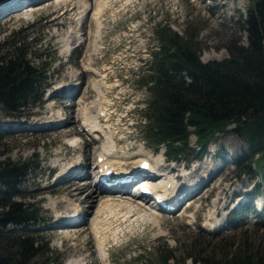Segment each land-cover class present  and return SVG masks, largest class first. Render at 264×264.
<instances>
[{
    "label": "rangeland",
    "instance_id": "1",
    "mask_svg": "<svg viewBox=\"0 0 264 264\" xmlns=\"http://www.w3.org/2000/svg\"><path fill=\"white\" fill-rule=\"evenodd\" d=\"M252 1L38 0L32 14H20L17 20H8V15L0 17V54L10 51L9 47L20 40L22 50L29 51L28 58L40 68L38 87L25 106L16 111L0 106V163L30 165L28 174L16 186L15 200L27 202L37 211L38 224L24 233L39 240L43 247L47 245L50 264H146L160 253L171 254L179 261L184 258L182 264H193L191 257L199 260L197 264L211 260L226 262L231 258L264 264V203L258 207L256 200L262 197L263 193L257 194L256 189L258 185L264 188V177L255 173V164L251 170H244L233 163L234 157L246 148L234 131L235 125L215 134L200 156L183 153L174 160L166 159L165 146L155 147L146 129H142L144 109L151 99L144 83L152 76L154 52L159 49L158 29L183 38L194 37L203 62L222 60L229 56L227 48L232 44L245 42L242 19ZM71 35L81 39L73 45ZM69 81L71 88H76L73 97L59 90ZM100 112L107 116L98 128L97 143L88 142L95 134L72 137V131L82 129L83 120L97 117ZM63 117L72 118L66 129H60L62 125L57 123ZM22 120L33 123L18 126ZM35 123L40 129L33 131L31 125ZM45 124L50 127H44ZM108 134L113 135L117 144L111 151L113 156L125 161L119 165L123 172L139 156H149L156 164L169 160L171 177L182 174L183 165L188 169L194 167L191 171L187 169L189 174H182L184 179H191L185 187L203 177L205 181L170 212L150 208L156 202L151 190L141 211L132 209L125 214V208L115 207V211L98 213L102 201L129 202L131 196H103L104 192L97 188L93 204L85 203L80 209L83 213L88 210V215L79 229L56 225L61 212L66 217L77 212H73L66 195L69 188L55 183L61 171H52L53 165L74 170L81 167L79 162L86 163L80 171L84 170L87 176L73 179V183L91 181L94 185L96 156L107 145L104 138ZM71 137L77 141L76 147L71 145ZM194 142L191 135V147ZM165 169L153 179L164 180ZM136 190L137 186L131 188V192ZM244 205L248 214L236 219V210ZM153 213L160 219L156 224L146 216ZM100 218L105 226L103 248L92 233L94 221ZM72 234L75 239L69 238ZM45 261L40 257L37 263Z\"/></svg>",
    "mask_w": 264,
    "mask_h": 264
},
{
    "label": "trees",
    "instance_id": "2",
    "mask_svg": "<svg viewBox=\"0 0 264 264\" xmlns=\"http://www.w3.org/2000/svg\"><path fill=\"white\" fill-rule=\"evenodd\" d=\"M242 24L245 42L227 48V58L207 62L200 59L194 37L158 29L159 49L154 52L152 76L144 83L151 99L144 109L142 129L155 147L165 146L167 159L174 160L183 153L200 156L215 134L234 124L246 148L233 163L244 170L255 164V173L264 177V0L252 1ZM22 45L15 41L10 51L0 54V106L13 111L25 106L39 84L40 68ZM191 135L195 137L193 147ZM29 166L27 162L0 163V264H38L40 257L45 258L44 264L52 263L47 245L43 247L24 233L38 224L37 211L29 203L15 200L16 186L28 174ZM262 189L258 185L256 193L264 196ZM235 213L236 219L248 214L247 206ZM156 257L146 264L185 261L171 254ZM191 259L193 264L199 261ZM202 264L260 263L231 258Z\"/></svg>",
    "mask_w": 264,
    "mask_h": 264
},
{
    "label": "bare ground",
    "instance_id": "3",
    "mask_svg": "<svg viewBox=\"0 0 264 264\" xmlns=\"http://www.w3.org/2000/svg\"><path fill=\"white\" fill-rule=\"evenodd\" d=\"M37 1L38 0H0V17L8 15L9 16L8 20L9 19L17 20L18 15H20V14H24L26 12L27 13L29 12L30 14H32L33 13L32 8L34 6V3H36ZM7 8H8V10H7ZM10 13H12V14L14 13V15L10 16ZM98 13H96L95 16L98 15ZM2 18H4V17H2ZM20 19H23V18H20ZM69 39H71V42L74 45V43L76 41H79L81 38H79V37L76 38V37L72 36ZM77 48L78 49L80 48L79 43L77 44ZM71 85H72V82H70V81H69V83L67 82L66 84H64L59 89L60 92L64 93L65 95L69 94L70 97H73L76 88L74 86V88H73L74 90H73L71 88ZM67 87H69V88H67ZM66 90H68V91L66 92ZM63 98H65V97H63ZM60 101L63 102L65 100L62 99ZM63 103H65V102H63ZM74 105L75 104L72 103V105L70 107L73 108ZM101 108H100V110H101ZM103 109H105V108H103ZM103 109H102V111H103ZM106 116L107 115L105 114V112L98 113L97 117L93 116L91 118H86V116H85L86 119L83 120L82 124H81L82 129L77 130L76 132L72 131L73 136L72 135L71 136L76 137V136H81L83 134H87V135L90 134V136H91L92 134H95L94 137H90V140H88V142L93 141L94 143H97L98 142L97 134H99L98 128L101 127V122H103V118L106 119ZM71 117H67L65 119L63 117L58 122L56 121L57 123H60V125H62V127H60V129L67 127L69 120L72 119ZM28 123H33V122H25V120L24 121L22 120L18 124V126L19 125H26ZM18 126H16V124H14L13 127H15V130H17ZM31 126L33 127V128H31V130H33V131L40 129L39 127H37L38 126L37 123H35ZM44 127H50V125L45 124ZM26 129L27 128H25V131H28ZM43 129H48V128H43ZM64 134L70 135L68 133H64ZM112 136L113 135H111V134L106 135V137L104 139L107 140L105 143L107 145H105L102 148L100 147L101 149L99 151V154L96 156L95 166L93 167L95 170H97V173H95V175H97V174L103 175L106 172H110V180H108V181H116L118 179L120 180L123 178H129L130 177L131 182L123 183V184H121L120 182H117V183L112 182V185L107 186L104 182H101L100 180H97L95 178V183H93L94 185H92L91 181H86V182L84 181L83 183H73V182H75L73 179L82 178V177L87 176V173L84 174V172H85L84 170L80 171V169L83 168L86 165V163L83 164L82 162L81 163L79 162V166H81V167L76 168L74 170L73 169L71 170V167H67V166L66 167L63 166L60 168L59 164L53 165L52 171L57 172L59 169L61 171V176L58 180L55 181V183L58 185V187L64 185L63 189L69 188L68 192H66V195L68 197V200L71 201L70 204L73 205V208H74L73 212L74 211L77 212L75 214V216L72 215V217H66L67 214L64 212H61L60 215L56 218L57 223L54 222L56 225H60V227L62 226L63 228L70 227L68 229H74V230L77 228L79 229V227L82 226L83 223H85L86 216L88 215V210L83 213L82 210L80 211V209L82 208V205L83 206L85 205V203H88L90 206L93 204L92 202L98 196V191L96 190L97 188H98L100 193L104 192L103 196L111 195V196H114V198H115L117 195V196H119V198H122V196H126L128 194L129 196H131V198L129 199V202L130 201L133 202V203H129L128 201H123V200L117 199V200H119V202L117 204H115V203L111 202V200L108 199L106 201L101 202V204L99 205L98 213H100V212L103 213L106 210L110 212V210H113L115 207L125 208L126 209L125 214L129 213L132 209L141 211V207L144 206L143 204H147L149 201L148 199L150 196H148L147 192L145 191L147 189L148 190L150 189L153 191L152 192V198L159 197V198L163 199L167 204L166 205L167 207H162V206L158 205L157 203H151L149 205L150 208L159 210L161 212H170L172 210V208H175L179 204V202L182 200L183 197H186L187 195H189V193H192L195 190H197L200 187L201 183L203 184L205 181V179L203 177L202 179L199 180L200 182L195 183V184H191V185H188L187 187H185L186 184L188 183V181H190L191 179H184L182 174H184V172H185V174H189L190 171L194 169V167H191L190 169H188V167H185L183 165V168L182 167L180 168V169H182L181 170L182 174L177 173L176 176L171 177L170 173L173 171L171 168L172 167L171 164H169V162H168L169 160L164 161L163 164H156L152 161V159L149 156H142V157L139 156V158L136 160L137 162H134V164L132 166L127 167L128 171L123 172L122 170H119V165L125 164L124 163L125 161L120 160L118 157L117 158L114 157L115 155L113 156V154L111 152L112 149L117 145L115 139H113L114 137L112 138ZM72 137L70 139L71 145L76 147L77 141H75L74 138H72ZM114 151H115V149H114ZM99 159H101V161H99ZM142 162H146L147 166H146V168L140 169L141 168L140 165ZM80 164H82V165H80ZM164 165L166 167L167 166H169V167L165 169V168H163ZM164 169H165V174H166V178L164 180L161 181L160 178L153 179V177L155 175H157V173H159L160 170L164 171ZM187 169L190 171H188ZM167 170H169V172L166 173ZM192 173L195 174L196 170L192 171ZM90 175L93 178V174H90ZM138 179L139 180L141 179V180L139 181ZM176 180H179L180 182L177 184V183H175ZM181 180H184V183H181ZM157 181H158V183L155 186L152 184L148 185V182H154L155 183ZM182 185H184V186H182ZM136 186H137V190L131 192V188H133V187L135 188ZM111 192H116V193H111ZM82 194L83 195L85 194V195H84V197H82V200H81V199H79V196H81ZM134 200H138L140 202H136ZM190 200H191V198H189L187 200L189 202V204H191L190 202H193ZM150 202H152V201H150ZM134 203H136V205ZM259 204H261V201ZM151 209H150V211H151ZM113 211H115V210H113ZM148 211H149V209H148ZM146 216L147 217L149 216V222H152V224H156L160 220L159 216L157 214H154V213L151 215L146 214ZM100 217H101V215H100ZM60 227H58V228H60ZM71 227H73V228H71ZM104 230H105V226L102 223L101 218L96 219L93 223L92 233L97 238L98 246L101 248L104 247V238L102 237V233L104 232ZM74 237H75V235L72 234L71 237H69V238H74ZM66 238H68V237H66ZM101 253H102V256H104V253H105L104 249H102Z\"/></svg>",
    "mask_w": 264,
    "mask_h": 264
}]
</instances>
